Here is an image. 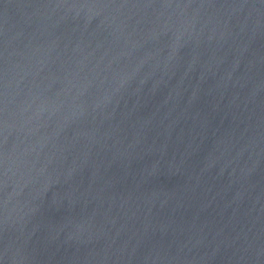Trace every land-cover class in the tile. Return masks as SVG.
<instances>
[{
	"label": "water",
	"instance_id": "95a60500",
	"mask_svg": "<svg viewBox=\"0 0 264 264\" xmlns=\"http://www.w3.org/2000/svg\"><path fill=\"white\" fill-rule=\"evenodd\" d=\"M0 264H264V0H0Z\"/></svg>",
	"mask_w": 264,
	"mask_h": 264
}]
</instances>
